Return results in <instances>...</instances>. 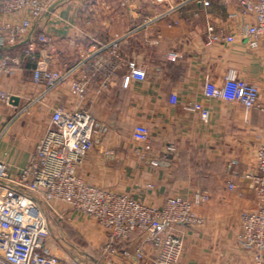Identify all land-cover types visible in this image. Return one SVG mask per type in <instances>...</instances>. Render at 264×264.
<instances>
[{
    "label": "crops",
    "instance_id": "crops-1",
    "mask_svg": "<svg viewBox=\"0 0 264 264\" xmlns=\"http://www.w3.org/2000/svg\"><path fill=\"white\" fill-rule=\"evenodd\" d=\"M209 1L204 6L197 0H169L162 5L148 0L129 4L124 0H59L23 43L3 51L23 62L24 49L30 43L35 59L0 77V89L18 97L16 105L0 104V161L10 166L11 173L25 167L48 124V106L75 107L68 78L49 90L33 82L41 48L36 37L41 33L51 37L45 46L49 66L64 71L94 41L120 39L125 58L145 66L147 77L132 81L127 88L118 77L115 86L100 95L93 94L94 87L89 86L84 107L96 119L111 124V129L78 166L79 176L153 206H160L169 195L190 196L197 187H205L211 197L197 208L203 224L183 229L184 249L178 264H253V255L242 247L237 232L239 213L255 207L250 182L243 173L256 171L255 153L264 138V111L252 108L244 113L236 102L206 100L202 86L205 79L219 85L232 71L255 83L259 101L264 102V49L250 47L241 35L242 23L254 22L250 14L244 20L232 18L235 2ZM208 25L214 32L234 34L235 40L207 45ZM194 103L209 107L207 122L199 112L185 108ZM121 122L129 124L128 132L120 130ZM137 124L147 127L156 157L167 143L176 147L167 156L166 166L152 167L140 159L137 148L141 143L132 137ZM227 182L234 187L228 189ZM62 207V218L49 214L56 222L51 228L58 234L72 238L87 233L105 243L103 227L95 222V233L86 225L91 217ZM137 238L136 232L130 234V248ZM51 239L54 246L49 251L58 253L60 238ZM146 249L152 254L150 245Z\"/></svg>",
    "mask_w": 264,
    "mask_h": 264
},
{
    "label": "built area",
    "instance_id": "built-area-1",
    "mask_svg": "<svg viewBox=\"0 0 264 264\" xmlns=\"http://www.w3.org/2000/svg\"><path fill=\"white\" fill-rule=\"evenodd\" d=\"M59 0H0V77L13 74L23 62L35 59L30 43L22 58L10 56L3 51L19 45L33 32L37 21L48 13ZM132 0H124L129 4ZM152 5H162L169 0H148ZM209 6V0H197ZM237 4L230 17L244 20L249 14L253 23H242L241 35L252 48L264 49V0H226ZM146 19V21H149ZM172 24H169L171 26ZM40 59L32 71L34 83L45 89H53L64 79H69V90L76 98L72 109L48 106L50 117L42 135L35 142L28 164L11 173L10 166L0 161V264H178L184 249L183 229L200 227L203 219L197 208L209 201V194L194 190L190 196L179 194L167 196L160 206L145 204L128 193H119L85 181L77 169L94 144L107 132L108 126L100 122L84 107L89 86L93 94L108 92L120 77L121 86L127 88L132 81L147 77L145 66L125 58L121 40L93 42L78 61L65 71L49 66L45 46L52 39L41 33ZM234 34L224 35L207 26L206 44L233 42ZM125 68L119 75L120 70ZM202 94L206 100L236 102L244 113L252 108L264 111L259 101L258 86L238 77L230 71L217 85L205 79ZM13 94L0 89V104H13ZM199 112L207 122L210 109L198 103L185 107ZM141 160L152 167L166 166L168 155L176 147L167 143L156 157L148 139V129L137 124L132 131ZM256 171L243 173L255 197V207L239 213L237 238L242 247L253 255V264H264V138L255 153ZM235 161H233L234 163ZM228 172L231 169L228 168ZM151 187V185H149ZM228 189L234 184L227 183ZM63 206L91 217L103 227L107 240L102 244L98 257L86 262L75 257L60 236V251L52 253L49 214L62 218L59 207ZM62 207V208H63ZM137 232L138 238L129 247V236ZM59 244L57 243L56 246ZM152 247L150 254L146 246Z\"/></svg>",
    "mask_w": 264,
    "mask_h": 264
},
{
    "label": "rangeland",
    "instance_id": "rangeland-1",
    "mask_svg": "<svg viewBox=\"0 0 264 264\" xmlns=\"http://www.w3.org/2000/svg\"><path fill=\"white\" fill-rule=\"evenodd\" d=\"M115 84H116V82L114 83L113 86H115ZM100 122H102L103 124L108 126L107 132L110 131L111 124L103 122V121H100ZM119 128L123 132H128L129 131V124H127L126 122H121ZM204 182H206V180H204ZM197 188L201 189V190H205L209 194V198L211 197V191L210 190H208V189L206 190L205 187H202V188L197 187ZM87 219L91 220V222H89V223L87 222L86 225L88 227H90L92 229V231L95 232L96 228H97V224L95 223V221L93 219H90V218H87ZM48 221H49V225H50L49 227H50L51 237L53 236L56 239H59V238H61L60 236H63L65 238V245H72L74 247L73 249H69L68 250L69 252H72V254H75V255H79L80 258L84 259L86 262H90V261H92L91 259L98 257L99 250L102 246V242H99V239H98L99 236H94V235H90V234L85 233V235L84 234L78 235V236L73 235L72 238H69L68 236H67L68 238H66L64 235H62V233L58 234L56 232L57 231L56 229H53V227L51 228V225H52L51 223H53V224L56 223L53 216H50L48 218Z\"/></svg>",
    "mask_w": 264,
    "mask_h": 264
},
{
    "label": "water",
    "instance_id": "water-1",
    "mask_svg": "<svg viewBox=\"0 0 264 264\" xmlns=\"http://www.w3.org/2000/svg\"><path fill=\"white\" fill-rule=\"evenodd\" d=\"M12 103H13L14 105H16V104L18 103V97L13 96V98H12Z\"/></svg>",
    "mask_w": 264,
    "mask_h": 264
},
{
    "label": "trees",
    "instance_id": "trees-1",
    "mask_svg": "<svg viewBox=\"0 0 264 264\" xmlns=\"http://www.w3.org/2000/svg\"><path fill=\"white\" fill-rule=\"evenodd\" d=\"M137 233V232H136ZM138 234V233H137Z\"/></svg>",
    "mask_w": 264,
    "mask_h": 264
}]
</instances>
